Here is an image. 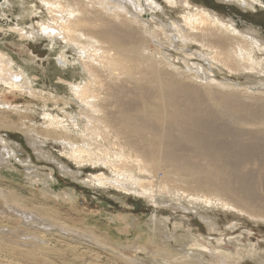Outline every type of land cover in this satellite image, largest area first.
Here are the masks:
<instances>
[{
  "label": "bare ground",
  "instance_id": "1",
  "mask_svg": "<svg viewBox=\"0 0 264 264\" xmlns=\"http://www.w3.org/2000/svg\"><path fill=\"white\" fill-rule=\"evenodd\" d=\"M38 1L48 10V17L37 23L39 27L27 26L25 21L17 23L14 31L21 32L22 38L30 34L45 37L52 47L63 45L62 51L71 49L73 64L65 51L56 60L60 65L57 78L69 91V97L59 96L57 102L65 100V105L74 104L77 110L71 107L63 116L47 114L45 129L36 131L65 142L62 144L68 148L66 155L77 164L106 168L85 178L86 185L115 188L155 203L162 199L160 195L169 196L181 208L197 213L199 203L215 209L220 205L264 221V97L243 98L238 93L241 81L227 77L220 81L214 70L264 75V57L257 54L264 47L253 33L242 32L231 22L200 9L189 8L177 20L169 17L161 21L155 16L150 21L141 20L143 0ZM176 1L169 0L174 5ZM150 2L157 3L156 0ZM150 2L147 6H151ZM36 8L34 3V7L23 14V19L27 20ZM194 44L200 49H193ZM152 46L154 52L150 50ZM165 47L177 49V56L172 49L164 53ZM196 57L208 61L207 67ZM70 64L75 75L81 71L80 77L72 74L74 78L70 79L62 74ZM186 78L189 81H185ZM37 79V75L30 74L11 54L0 50L3 90L0 99L5 98V93L34 96ZM206 80L219 86L211 97L203 87ZM223 80L232 86L224 84ZM256 82H249L246 89L264 90L262 84ZM9 105L5 101L0 103V128L15 126L12 114L17 110L5 107ZM32 141L38 144L33 137ZM69 191L65 192L64 200L73 203L77 194ZM43 195L32 198L33 201L24 200L16 189L0 186V222L11 217L41 227L43 232L30 234L39 242L49 240L45 232L63 236L67 239L66 254L61 257L64 261L71 258L68 253L74 256L73 263L79 259L77 244H80L112 254L120 262L117 264L126 261L144 264L125 254L122 249L125 244L121 242L124 235L134 238L132 249L139 248L145 253L150 250L149 245L155 246L159 250L156 258L161 264L180 258L181 253L167 242L171 236L163 230L166 222L159 224L158 221L154 231L137 234L130 226L129 217L119 219L113 215L103 221L96 219V222L84 215L77 223L71 216L61 215L54 197ZM200 216L209 229L213 227L211 217ZM118 227L121 233L114 235L113 228ZM103 230L106 236L101 233ZM2 236L7 238L8 235ZM27 243L52 250L51 246L31 240ZM14 244L12 248L19 249ZM83 251L91 253L87 249ZM193 254L194 258L182 254L181 264L203 262L198 257L202 255L199 251ZM102 255L99 253V258ZM203 256L205 259V254ZM222 256L221 260L227 264L229 257ZM157 261L155 263H159ZM84 264L93 263L85 260Z\"/></svg>",
  "mask_w": 264,
  "mask_h": 264
},
{
  "label": "rangeland",
  "instance_id": "2",
  "mask_svg": "<svg viewBox=\"0 0 264 264\" xmlns=\"http://www.w3.org/2000/svg\"><path fill=\"white\" fill-rule=\"evenodd\" d=\"M150 1L143 0L144 10L142 14L144 16L142 15L141 20L147 18L150 21L153 20V16L161 21L169 20V17L177 20L181 19L189 8L190 10H206L214 16L218 15L216 17L227 23L231 22L235 28L242 32L250 31L264 47V0H177L175 5L169 0H156V4ZM147 2H150L151 6L148 5V7ZM34 3L37 5L36 11L27 20L25 17L23 19V14H25L26 10L32 9ZM48 15V10L38 0H0V50L11 54L18 64L24 65L29 69L30 74L38 76L34 85L37 89L34 92V96H15L5 93V98H2L3 100L0 99V103L4 101L10 103L11 106H5L8 109L15 107L17 110V112L12 114L15 126L12 128H0V186L16 189L24 200L33 201L34 199L32 198L43 197V193L48 197H54L53 202L59 212H61V215L71 216L73 221L77 223L82 218H85L86 215L92 218L91 220L93 221L96 219L103 221L113 215L118 216L119 219L129 217L130 226L134 227L133 230L137 234L141 231L152 232L159 224L166 222L167 227L163 230L168 231L171 236V239L167 242L174 250L181 253V259L178 258L177 261L171 259L170 262L165 260V264H181L182 254L194 258L193 253H198V251L202 254L198 256L199 259L204 262L201 264H226L221 260L223 258L222 255L229 257L227 264H264V221L257 220L247 213H242L240 210L227 209L220 205V207L218 206L219 208L215 209L214 206L213 208L199 203L200 210L198 209L197 213L192 209L181 208L180 204H177L169 196L160 195L161 201L159 200L158 203H155L146 197L138 196L134 193H126L115 188L86 185L87 183L84 182L85 178H88L91 174L100 173L99 171H106V168L103 166L93 167L90 164L81 166L66 155L68 148L64 147L63 141L37 134L36 130L45 129L47 114L63 116L64 113L72 110L71 107L77 110L74 104L65 105V100L60 99L61 101L57 102L59 96H67L69 91L66 88L67 86L57 78L60 74L58 69L60 65L56 60L65 51V55L73 64L71 49L62 51L61 47L63 45L55 44L52 47L51 41L45 37L36 38L30 34V36H26L27 38H22L20 36L21 32L14 31V28H18L17 23L21 24L24 21L27 22V26L39 27L37 23L41 19L47 18ZM195 48H198V45L194 44L193 49ZM150 50L154 52L155 48L152 46ZM167 50H171L177 56V49L175 50L173 47L167 49L165 47L163 52L166 53ZM258 53L261 58L264 57V50ZM195 59L202 64L206 63V67L209 64L208 61L199 59V57ZM71 64L67 67L69 70H64L62 74L70 79L74 78V76L80 77L81 71H79L78 75H75ZM214 70L216 77L220 81H222L223 77H227L232 81H241V85L238 86L241 89H239L238 93L243 98L244 96L253 95L264 97V94H261L264 90L246 89L250 86L248 83H251V81H257L264 87L263 73L251 74L243 72L234 74L225 69H220L221 72L215 68ZM187 79L184 80L189 81ZM206 82L203 87L211 97V95L216 94V89L219 86L209 83V80H206ZM227 82L223 80L224 84L230 85ZM233 86L237 88V85ZM51 92L55 94L53 97L50 94ZM1 95H3V90L0 87V98ZM66 100L68 101L69 98H66ZM32 127L35 128L33 129ZM51 134L55 137H60L58 134ZM74 135L76 137L77 133H74ZM31 136L37 140V145L34 144ZM98 142L103 146H107L102 141ZM78 169L81 173H76V171H79ZM70 189L76 192L78 201L75 200V202L71 203L69 199L67 201L64 200L65 192H70ZM56 197H59V199ZM56 202L59 203L57 204ZM200 215L211 217L214 224L213 227L209 229L208 223H205L206 221ZM96 222L98 221L96 220ZM0 223L2 224V227H0V258L2 261H0V264H84L85 260H92L93 264H112L113 262L117 264L119 262L116 258H113L112 254L108 255L107 252L102 250L89 249L87 246L83 247L80 244H77L79 247V250H77L79 259L73 263L74 256L68 253L71 258L64 261L61 257L66 254L64 249L67 239L58 233L45 232L49 240L39 242L35 236H30V234L43 232L41 227L11 217L3 219V222ZM119 229L120 227L113 228V234L121 233ZM101 233L104 236L107 235L104 230ZM2 234L8 235L7 238H4ZM9 235H14L12 236L13 238L17 237V239H14L17 242L10 238ZM132 238V236L127 235L122 237L121 242L125 244L122 249H124L125 254L138 260L140 259L144 264H161L156 258L159 250L155 246L149 245L150 250L147 251L148 253L139 251V248L132 249L134 242V238ZM30 240L40 245L51 246L52 250H42L35 244H28L27 242ZM14 243L18 245L19 249L12 248L11 245ZM84 249L90 250L91 253L83 251ZM99 253H102L103 257L99 258ZM203 254H205V259ZM157 260L159 263H155ZM123 264L131 263L126 261Z\"/></svg>",
  "mask_w": 264,
  "mask_h": 264
}]
</instances>
